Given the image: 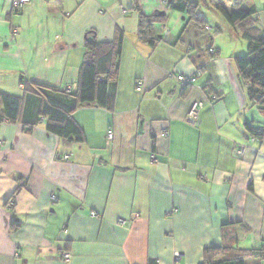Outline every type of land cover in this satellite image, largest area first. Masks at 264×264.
I'll return each mask as SVG.
<instances>
[{
    "label": "crops",
    "instance_id": "1",
    "mask_svg": "<svg viewBox=\"0 0 264 264\" xmlns=\"http://www.w3.org/2000/svg\"><path fill=\"white\" fill-rule=\"evenodd\" d=\"M173 1L31 0L14 13L0 0V94L20 102L17 122H0V264H201L206 248L264 247V136L246 131L264 116L234 64L241 38L213 13L218 32L187 23ZM181 1L233 11V0ZM255 8L263 29L264 0ZM158 13L152 47L139 40V16ZM88 31L99 42L123 33L112 109L73 112L81 143L45 121L26 131L41 104L34 87L76 88ZM197 71L182 89L176 77Z\"/></svg>",
    "mask_w": 264,
    "mask_h": 264
},
{
    "label": "trees",
    "instance_id": "2",
    "mask_svg": "<svg viewBox=\"0 0 264 264\" xmlns=\"http://www.w3.org/2000/svg\"><path fill=\"white\" fill-rule=\"evenodd\" d=\"M231 6L232 12H227L219 4L216 5L215 10L247 44L246 56L235 57L234 64L249 101L257 106L264 116V28L260 29L256 26L255 0H233ZM169 8L182 13L187 23L199 27L206 25L200 16V7L196 3L174 0ZM162 22L163 13H158L152 18L140 15L139 40L149 46H155L161 41V37L153 32V27ZM184 27L181 28V32ZM122 42L121 31H116L114 39L110 42H99L94 31L86 32L83 44L85 53L76 88L48 90L34 87V91L41 98L38 119L33 124H22L24 129L30 131L33 126L45 121L46 130L50 134L65 141L74 139L76 142H83L82 132L72 120V114L76 109L84 106L112 109L114 96L109 94L108 90L115 85L118 78ZM208 52L211 58L217 54L214 49H209ZM19 105L18 98L0 94V122L16 123ZM263 129L264 127L255 128L246 125V131L253 138H262ZM15 225L13 223V228ZM248 259L257 261V264H264V247L249 251L231 247L206 248L203 251L201 264H246L245 260ZM149 264L155 263L149 262Z\"/></svg>",
    "mask_w": 264,
    "mask_h": 264
},
{
    "label": "built area",
    "instance_id": "3",
    "mask_svg": "<svg viewBox=\"0 0 264 264\" xmlns=\"http://www.w3.org/2000/svg\"><path fill=\"white\" fill-rule=\"evenodd\" d=\"M31 2V0H13L12 2V10L13 11H20L22 10L26 5H28L29 3ZM14 32L16 33V29H14ZM160 32L163 34V35H167L168 32L166 30V28L164 26H160ZM199 75V72L197 71L196 72V75L195 76H192V75H178L176 77V80L179 82V84L181 85L182 89L192 85L195 80H196V77ZM141 83H138L137 84V90H140L141 89ZM207 101H215V97H210ZM203 106V101L202 102H193L188 110V113H187V116L185 118V121L190 124V125H195L197 120H198V114H199V111L201 109V107ZM263 132H264V129H263ZM168 133L167 131H163V136H167ZM112 132L111 131H108L106 133V139L107 141H111L112 139ZM243 151L240 150L239 151V154H241ZM63 161H67L68 160V156L67 155H64L62 157ZM10 205H12L10 203ZM92 216H94V214H92ZM118 223L120 225H123L124 223V220H119ZM61 257L63 260L67 261L70 259V254L69 253H66V252H63L61 253ZM179 255L178 254H175L174 255V262L175 263H178L179 261Z\"/></svg>",
    "mask_w": 264,
    "mask_h": 264
},
{
    "label": "rangeland",
    "instance_id": "4",
    "mask_svg": "<svg viewBox=\"0 0 264 264\" xmlns=\"http://www.w3.org/2000/svg\"><path fill=\"white\" fill-rule=\"evenodd\" d=\"M211 13H213V15H215L216 17H219L218 19H220V20L222 19L218 12L210 11L207 6H203V8L201 9L200 16H201V18L203 20H205V22L208 24L209 28L213 29V31H215V32H218L219 26H216V25L212 26L211 25L212 23L216 24L215 23L216 20L214 18H210V19H212V21H211V20L207 19V17H205V16H208V15L210 16ZM242 43H243V45H242ZM236 50H237V54H238V55H236L237 57H242L244 55L246 56V54H247V44H246V42L244 40L240 39L239 42H238V46L235 48V51Z\"/></svg>",
    "mask_w": 264,
    "mask_h": 264
}]
</instances>
